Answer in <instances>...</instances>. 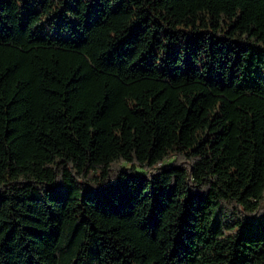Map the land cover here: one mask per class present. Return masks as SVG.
<instances>
[{"label":"trees","instance_id":"obj_1","mask_svg":"<svg viewBox=\"0 0 264 264\" xmlns=\"http://www.w3.org/2000/svg\"><path fill=\"white\" fill-rule=\"evenodd\" d=\"M0 264H264V0H0Z\"/></svg>","mask_w":264,"mask_h":264}]
</instances>
